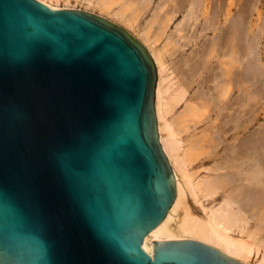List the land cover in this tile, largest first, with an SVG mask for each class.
I'll return each mask as SVG.
<instances>
[{"label":"water","instance_id":"water-1","mask_svg":"<svg viewBox=\"0 0 264 264\" xmlns=\"http://www.w3.org/2000/svg\"><path fill=\"white\" fill-rule=\"evenodd\" d=\"M154 68L122 28L0 0V264H239L143 241L173 198Z\"/></svg>","mask_w":264,"mask_h":264},{"label":"bare ground","instance_id":"bare-ground-1","mask_svg":"<svg viewBox=\"0 0 264 264\" xmlns=\"http://www.w3.org/2000/svg\"><path fill=\"white\" fill-rule=\"evenodd\" d=\"M37 1L51 10L74 9L73 4H81L86 11L87 8L96 11L118 22L123 28L131 29L149 50L156 83L153 87L156 138L172 174L174 198L164 217L143 236L142 240L157 242L195 240L215 248L223 256L239 264H246L261 249L262 257L258 264H264V123H259L256 128L250 130L249 126L254 122V117L251 118L247 114L252 100L264 94H262L264 65L261 63L259 52L260 33L250 34L248 28L255 3L244 0L239 11L232 14V0L227 1L226 5L222 3L224 6L219 5L218 0H163L154 6L149 23L141 27L138 20L148 11L153 0ZM117 2L120 4L115 10L113 5ZM57 4L62 7H58ZM184 5L187 6L186 16L183 15V21L175 27L174 32L167 35L168 24ZM200 12L206 15L200 32L210 31L212 37L203 39L202 44L190 55L174 59L175 61L171 60L172 62L168 64L167 52L171 57L177 49L184 48L186 44L192 42L193 36L188 39L185 33L189 22L194 20L195 24L194 18ZM89 13L93 14L91 11ZM163 36L165 44L158 48L156 43ZM168 67H171L170 70L175 73L181 88L175 98L163 105L160 75L168 70ZM193 84H197L194 88H197V91L193 96L191 94L193 103L189 101V104L186 101L183 111L178 113V116L175 115V118H171V122H167L166 115L184 99ZM234 92H237L235 97H233ZM199 111L215 113L216 120L218 116L223 117V120L227 119L224 120L226 121L224 126L230 123L231 130L243 133L224 149L225 152L214 167L213 165L211 169L210 166L207 167V171L212 172L213 176L207 177L208 180L201 183L206 194L204 197L208 198L207 195L212 196L217 191H223L222 195L223 193L224 195L219 208L211 209L213 211L209 209L208 211L211 212L204 217L193 215L186 202L185 191L190 189L187 167L201 157V151L205 148L207 153L206 155L203 153V156L217 157L215 150L221 141L217 133L227 128L223 129L221 125L211 126L208 129L209 134L206 133L208 136L186 140L188 146H185L186 149L180 153L181 140L179 141L178 136L195 127L197 121H194L195 117L202 114L200 119L197 118L201 120L207 113L203 115ZM190 124L193 126L191 129ZM213 128L216 130L212 131ZM234 233L243 236L244 239L234 238Z\"/></svg>","mask_w":264,"mask_h":264},{"label":"rangeland","instance_id":"rangeland-1","mask_svg":"<svg viewBox=\"0 0 264 264\" xmlns=\"http://www.w3.org/2000/svg\"><path fill=\"white\" fill-rule=\"evenodd\" d=\"M163 0H153L152 4L149 6L148 8V11L143 14L139 20H138V23L140 24V26L144 27L146 26L150 19H151V15L150 13L152 14V10L154 9V6H156L158 3L162 2ZM219 1V5L220 4H225L227 3V1H231V0H223L221 2V0H218ZM242 2H244V0H232L231 3H232V14H235L237 11H239L240 9V6H242ZM250 2L252 3H255L254 7L252 8V12H251V17H250V24L248 25V28L250 30V34L252 33H260V40H259V52H260V60H261V63L264 65V0H250ZM120 2H117L113 5V9L117 10L118 6H119ZM222 4V5H223ZM226 5V4H225ZM58 7H62L60 6V4H57ZM224 6V5H223ZM222 6V7H223ZM72 7L74 9H77V10H82V11H86V8L83 7L81 4H73ZM186 9H187V6L184 5L179 11L178 13L174 16V18L172 19V21L168 24V27L166 29V34H170L172 32H174L175 30V27L180 24V22L183 21V18L186 16L187 13L186 12ZM89 11H91V13H93L94 15L100 17V18H103L107 21H109L110 23L112 24H115L119 27H121L122 29H124L133 39H135L139 44H141V46L146 50L147 54L149 55L150 57V54H149V50L148 48H146V46H144V44L141 42V40L138 38V36H136L135 34H133V31H131V29H127V28H123L118 22H115L114 20L108 18V16L106 15H102V14H98V12L96 11H92V10H89L87 8V11L89 13ZM188 11V10H187ZM184 15V17H183ZM198 15V16H196ZM195 16L196 18L195 21L196 23L194 24V20L192 22V20L189 22V25H188V29H187V32L185 33L186 37H192V42L186 44L187 46L184 47V48H180V49H177L176 50V53L173 54V56H168L169 54L166 53V59H167V62H169L168 64H170L172 61H175L177 59H179L180 57H186L188 55H190L192 53V51L196 50L201 44L202 42L204 41L203 39H207V38H210L212 37V34L210 31H205V32H200L201 30V26L203 25V21H204V17L206 16L205 14H201L200 13H197ZM199 17V18H198ZM145 23V24H144ZM191 25V27H190ZM195 25V26H194ZM194 28V29H192ZM194 30V31H192ZM193 32V33H192ZM191 33V34H190ZM165 37L163 36V38H160V40L158 41V43H156V46L158 48H161L162 46H164V42H165ZM197 38V39H196ZM199 38V39H198ZM189 39V38H188ZM186 43V42H185ZM200 43V44H199ZM171 47V46H170ZM168 47V48H170ZM171 51V50H170ZM188 54V55H187ZM151 58V57H150ZM175 59V60H174ZM152 60V59H151ZM172 60V61H171ZM171 61V62H170ZM153 62V60H152ZM171 67H168L167 69L168 70H165L161 75H160V79H161V82H160V89H161V99H162V104L165 105L167 104L170 100H172L173 98H175L178 93L180 92V88H181V85L179 83V80L178 78L176 77L175 73H172L173 71L170 70ZM157 77H158V73H156ZM157 82H158V78H157ZM197 84H193L189 89H188V92L185 94V97L184 99L175 107V109H173L169 114L166 115L167 118L166 121L167 122H171L173 118H175L177 115L178 116V113H181L183 110V106H184V103L187 101L189 103H193V101H191V98L192 96L194 95V92H196L197 88L194 89ZM252 90V89H251ZM264 92H262L263 94ZM192 94V96H191ZM237 94V92L235 93L234 92V95L233 97H235ZM163 96V98H162ZM188 98V99H187ZM169 100V101H168ZM189 103V104H190ZM186 105V104H185ZM259 110H258V109ZM251 111V112H250ZM256 111V112H255ZM200 112V111H199ZM207 112V111H205ZM205 112H200V113H203V115L205 114ZM210 113V112H209ZM208 112L205 114V116L203 118H201V120H198L200 119L199 117L202 115L200 114L199 117H195L194 121H196V125L195 127L193 128L192 125H194L193 123L190 124V129L193 128V129H189L190 131H187L185 132V134L181 133L179 136H178V139L179 141L181 142V149H180V153H182L186 147L188 146V142L186 140L188 139H199L200 137L202 136H205L207 134H209V130L211 126L213 127H216L217 126H222L224 127L223 129H226V130H222V134L219 132L217 133L218 137L221 139V143L219 142V145L216 147V150H215V154L217 157H214L212 155H206L205 153V150L207 148H205V150H202V155H200L201 157H198L195 162L193 161V163H190V165L187 167V170H189V177H190V185H188V187H190V189H187L185 188V193H186V202L191 210V212L193 213V215L196 214V216L198 217H204L205 214L213 211L211 209H218L219 207V204H221V202H223V195H222V192L223 191H217L216 194L212 195V196H208V198L204 197L206 196V194L204 193L203 189V182L208 180L206 179L207 177L209 178V176H213L212 172L210 173V171H207V167H209V169H211L212 165L213 167L215 166V164L217 163L219 157H221L223 155V153L225 152L224 149L231 143L235 142V139L236 138H240L243 133H237V131H233L231 130L232 128V125L230 123H227L226 125L227 126H224L225 125V122L224 120H227V119H224L223 120V117L221 118L220 116H218V120L215 119L216 117V114L215 113H211L209 114ZM247 114H249V116H251V118L254 119V122L252 124H250L249 128L250 130H253L254 128H256L257 125L262 124L264 123V94L263 95H260V97L258 96L257 99H254V101L252 100V103H251V108H249V113L247 112ZM174 115V116H173ZM207 115V116H206ZM173 116V117H172ZM209 116V117H208ZM207 117V118H206ZM172 118V119H171ZM198 118V119H197ZM207 120H206V119ZM217 118V117H216ZM169 121H168V120ZM215 119V120H214ZM220 119V120H219ZM260 119V120H259ZM201 121V122H200ZM204 121V122H203ZM216 121V122H215ZM200 122V123H199ZM223 123V125L221 123ZM228 124H230L228 126ZM192 126V127H191ZM231 127V128H230ZM230 128V129H229ZM216 128H213L212 131H215ZM211 131V132H212ZM233 131V132H232ZM202 132V133H201ZM207 133V134H206ZM230 133V134H229ZM201 134V135H200ZM221 134V136H219ZM227 136H226V135ZM235 134V135H233ZM211 135V134H210ZM209 135V136H210ZM223 135V136H222ZM238 135V136H237ZM208 136V135H207ZM236 136V137H235ZM182 137V138H181ZM187 137V138H186ZM203 138V137H202ZM184 139V140H182ZM219 139V140H220ZM230 139V140H229ZM186 142V143H185ZM183 143V145H182ZM186 146V147H185ZM185 147V148H184ZM224 147V148H223ZM184 149V150H183ZM208 151V150H207ZM203 153H205V155L203 156ZM209 154V152H208ZM220 154V156H218ZM216 158V159H215ZM214 161V162H213ZM205 171V172H204ZM207 171V172H206ZM195 172V173H194ZM196 174V175H195ZM197 178V179H196ZM201 178V179H200ZM195 180V181H194ZM202 183V184H201ZM193 191V193H192ZM196 192V193H195ZM196 194V195H195ZM204 198V199H202ZM198 199V200H197ZM198 201V202H197ZM198 204H197V203ZM206 207V208H205ZM203 208V209H202ZM211 210V211H208V210ZM203 211V213H202ZM205 211V212H204ZM236 211V209H235ZM252 224V222H251ZM249 226V225H248ZM233 237L234 238H239V239H244L243 236L241 235H238L237 233H234L233 234ZM260 252L255 255V256H252L246 264H258L259 260H261V257H262V250L259 249ZM257 262V263H256Z\"/></svg>","mask_w":264,"mask_h":264}]
</instances>
